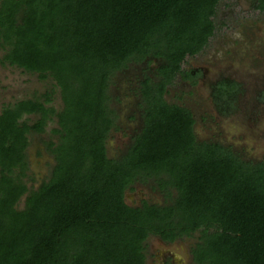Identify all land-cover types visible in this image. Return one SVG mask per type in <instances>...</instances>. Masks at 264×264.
I'll return each mask as SVG.
<instances>
[{
	"label": "trees",
	"instance_id": "obj_1",
	"mask_svg": "<svg viewBox=\"0 0 264 264\" xmlns=\"http://www.w3.org/2000/svg\"><path fill=\"white\" fill-rule=\"evenodd\" d=\"M253 3L264 12V0ZM222 5L230 3L0 0L1 64L51 77L63 104L56 111L45 92L1 110L0 264H146L150 236L195 233L193 264H264V160L194 142L190 115L151 89L133 142L120 158L107 155L117 73L149 56L177 66L204 53L226 23ZM30 115L39 118L29 124ZM52 118V172L29 189V135L43 134ZM135 184L164 194L165 203L129 205Z\"/></svg>",
	"mask_w": 264,
	"mask_h": 264
},
{
	"label": "rangeland",
	"instance_id": "obj_2",
	"mask_svg": "<svg viewBox=\"0 0 264 264\" xmlns=\"http://www.w3.org/2000/svg\"><path fill=\"white\" fill-rule=\"evenodd\" d=\"M227 1L230 6L226 8L222 5L218 13V18L226 23L220 33L210 39L204 53L187 57L177 66L171 65L168 59L149 56L144 63L131 64L117 73L110 94L113 100L111 106L117 113L118 122L117 129L111 133L107 142L108 157L120 158L133 142V137L142 126V113L147 104L145 94L151 89L161 94L166 106L190 115L191 139L194 142H212L230 147L245 161L264 160V98L258 92L264 91V12L258 10L253 0ZM2 55L0 48V113L6 105L18 100L40 98L45 92H51V105L56 111L62 108L59 89L51 77L41 79L36 73L1 64ZM228 63H236L241 67L240 70L249 69L238 76L232 75L239 84V93L233 98L229 114L218 111L208 86L218 73H225L223 68ZM195 69L201 73L190 79L187 74ZM201 69L206 74H202ZM254 104L261 105L263 109L252 112ZM252 114H255L253 118L257 115L256 121L261 127L255 129L257 133L249 135L247 131L255 122L251 119ZM38 118V115L24 117L29 124ZM55 128L56 118H52L43 134L29 135V169L25 178L29 189H37L50 178L54 158L46 143L57 139L51 132ZM137 187L141 195L149 199V203H165L164 194L150 192L148 187L141 190ZM132 195V199L137 197ZM25 197L19 201V209L24 207ZM197 236L195 233L194 237H184V243L193 247ZM150 239L152 236L148 238L147 244Z\"/></svg>",
	"mask_w": 264,
	"mask_h": 264
},
{
	"label": "flooded vegetation",
	"instance_id": "obj_3",
	"mask_svg": "<svg viewBox=\"0 0 264 264\" xmlns=\"http://www.w3.org/2000/svg\"><path fill=\"white\" fill-rule=\"evenodd\" d=\"M262 65H264V63H262ZM239 68L241 67H238L236 63H228L226 68H223L225 73H218L215 77H213V82L208 84V86H210L209 92L211 93V99L217 106L218 111L225 112L227 114L230 113L233 106V98L237 97V94L239 93V84L236 80H234L235 78L233 79L232 75L238 76V74L249 71V69L240 70ZM201 70L202 74H206L204 69ZM198 73L201 72L199 70L197 71V69L192 71L193 75ZM258 92L259 96L264 98V91L259 90ZM261 109H263V107L259 104H254L252 106V112L261 111ZM254 115L255 114L251 115V119L255 122L252 127H250V131H247L249 135L257 133V130L255 129H257V127H261L256 121L257 115L253 118ZM137 186H139V190H141V188L145 189L148 187L146 185L135 184L132 189L125 194L126 202L132 206H141L143 201H147L149 203V199L144 198L145 196L141 195L142 192L137 190ZM148 190L150 192H154L151 189ZM130 194H134V196L137 197L132 199L133 195L130 196ZM183 239L184 238H179L173 241H165L157 236H152V239L149 240L148 244L146 243V264H193L191 246H187Z\"/></svg>",
	"mask_w": 264,
	"mask_h": 264
}]
</instances>
